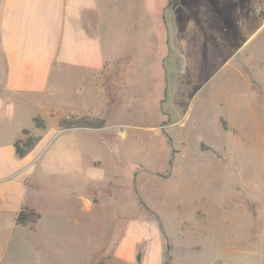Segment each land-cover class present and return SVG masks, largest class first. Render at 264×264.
Masks as SVG:
<instances>
[{"label": "rangeland", "instance_id": "obj_1", "mask_svg": "<svg viewBox=\"0 0 264 264\" xmlns=\"http://www.w3.org/2000/svg\"><path fill=\"white\" fill-rule=\"evenodd\" d=\"M111 11L104 43L117 59L101 85L70 76L53 99L66 103L49 109L57 122L103 117V132L79 134L81 179L32 184L46 197L91 193L96 209L77 214L67 200H39L41 234L33 246L11 243L7 264H113L130 221L144 223L132 233L139 258L264 264V158L254 134L243 143L231 130L258 123L264 137V0H114ZM250 71L263 87L249 88ZM225 146L231 165L218 150ZM256 184L257 221L245 199Z\"/></svg>", "mask_w": 264, "mask_h": 264}, {"label": "crops", "instance_id": "obj_2", "mask_svg": "<svg viewBox=\"0 0 264 264\" xmlns=\"http://www.w3.org/2000/svg\"><path fill=\"white\" fill-rule=\"evenodd\" d=\"M113 1L0 0V264H7L11 243L21 239L33 246L35 236L41 234L39 200H67L77 214L80 211L92 213L96 209L91 193L58 198L55 195L46 197L39 189L41 183L58 177H66L71 182L81 179L83 162L79 134L90 131L86 134L91 135L103 130L81 127L62 129L50 116L49 109L66 103L53 100L59 95L65 79L74 76L80 82L89 79L94 87L100 86L99 77L108 64L117 59L113 49L104 43L105 33H109L106 19L112 14ZM232 70L233 73H241L239 67ZM249 73L245 80L249 88L263 87L261 79L252 71ZM227 95L226 88L221 93L224 104L228 102ZM77 98L73 95L74 100ZM24 114L25 123L22 119ZM34 117H39L44 127H36ZM222 118L225 122L229 121L225 115ZM25 128L31 135L40 138L25 156L19 158L15 155L13 142L23 137L22 130ZM231 130L243 143H250L248 137L254 134L264 158L263 129L258 123L255 128L246 130L231 125ZM101 136L99 134L98 140ZM218 150L231 165L227 147H218ZM227 167V164L224 165V172ZM36 176L43 182H39L34 189L32 184ZM95 177L88 175L89 180H96ZM219 178L224 180L225 175ZM258 189L256 184L254 188L251 186L250 192H245V199H249L246 205L250 217L255 221L259 212ZM262 193L264 200V191ZM23 205L40 214L35 223L19 225L15 222V215ZM224 208L226 206L222 204ZM260 213L261 232L264 233V204ZM143 225L137 221L121 225L122 234L116 241L110 263L161 264V259L137 256L140 236L133 238L132 233L136 227ZM99 260L100 257H96L93 263Z\"/></svg>", "mask_w": 264, "mask_h": 264}, {"label": "trees", "instance_id": "obj_3", "mask_svg": "<svg viewBox=\"0 0 264 264\" xmlns=\"http://www.w3.org/2000/svg\"><path fill=\"white\" fill-rule=\"evenodd\" d=\"M33 121L36 127H44V123L39 117H34ZM105 123V118L92 117L88 114H70L58 120V126L62 129L72 127L98 129L104 127ZM22 135L23 137L13 142L15 155L19 158L25 156L40 138V136L31 135L26 128L22 130ZM39 217L40 214L37 211L23 205L15 215V222L19 225L33 224Z\"/></svg>", "mask_w": 264, "mask_h": 264}]
</instances>
